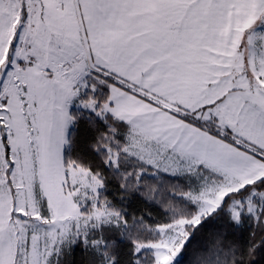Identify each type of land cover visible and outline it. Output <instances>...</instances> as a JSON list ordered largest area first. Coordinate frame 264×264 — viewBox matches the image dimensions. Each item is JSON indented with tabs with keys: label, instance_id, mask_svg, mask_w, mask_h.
<instances>
[{
	"label": "snow or ice",
	"instance_id": "snow-or-ice-1",
	"mask_svg": "<svg viewBox=\"0 0 264 264\" xmlns=\"http://www.w3.org/2000/svg\"><path fill=\"white\" fill-rule=\"evenodd\" d=\"M0 264H264V0H0Z\"/></svg>",
	"mask_w": 264,
	"mask_h": 264
}]
</instances>
